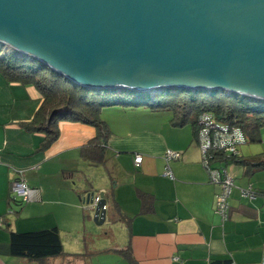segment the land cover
Returning a JSON list of instances; mask_svg holds the SVG:
<instances>
[{
  "label": "crops",
  "instance_id": "crops-1",
  "mask_svg": "<svg viewBox=\"0 0 264 264\" xmlns=\"http://www.w3.org/2000/svg\"><path fill=\"white\" fill-rule=\"evenodd\" d=\"M40 105L35 88L8 84L0 76V264H39L10 254L6 228L26 232L55 226L61 238L78 225L80 215L84 222L79 202L86 204L83 198L92 192L104 193L106 205L121 218L110 222L106 215L104 222L121 225L124 232L121 246L102 250L118 257L115 264H130L116 253L126 247L137 264H264V171L247 175L236 162L216 159L212 163L226 168L234 182L222 219L215 212L220 187L209 181L192 129L173 127L171 113L162 118L157 111L148 114L138 107L106 109L104 121L111 134L104 162L92 164L85 163L80 154L81 147L95 137L91 126L61 123L58 140L40 149L43 135L22 127ZM132 113L139 120L128 121ZM242 146L239 154L243 157ZM167 150L181 157L167 162ZM136 155L142 157L138 166ZM87 167H104L105 174L91 173L90 179L84 172ZM166 167L172 179L165 175ZM17 177L35 195L16 211L9 198L11 182ZM247 188L255 191L254 198L241 195L240 189ZM141 196L147 199L144 210ZM86 210L94 213L93 207ZM64 253L45 264H74L75 254Z\"/></svg>",
  "mask_w": 264,
  "mask_h": 264
},
{
  "label": "water",
  "instance_id": "water-1",
  "mask_svg": "<svg viewBox=\"0 0 264 264\" xmlns=\"http://www.w3.org/2000/svg\"><path fill=\"white\" fill-rule=\"evenodd\" d=\"M0 44L88 90L264 102V0H0Z\"/></svg>",
  "mask_w": 264,
  "mask_h": 264
},
{
  "label": "trees",
  "instance_id": "trees-1",
  "mask_svg": "<svg viewBox=\"0 0 264 264\" xmlns=\"http://www.w3.org/2000/svg\"><path fill=\"white\" fill-rule=\"evenodd\" d=\"M0 76L8 84L31 86L40 95V107L33 119L23 123L22 127L27 132L43 135L40 147L42 151L58 140L61 123H78L95 129V137L80 149L85 163L104 162V149L111 132L108 125L100 118L101 112L103 108L116 105L146 106L155 111H168L172 115L171 125L173 127L190 125L196 140L200 128L198 118L203 113H211L216 121L240 128L246 136V143L259 141V132L264 128V102L262 101L237 94L227 95L225 92L218 91L174 90L171 93L173 90L168 89L150 95L114 89L88 90L72 83L33 58L27 59L18 52L8 51L2 44H0ZM213 159L236 162L244 168L247 175L264 171V154L246 157L239 154L238 157H226L219 152L213 156ZM9 199L10 202L19 205L20 209L25 203L20 199L12 200L11 194ZM141 202L143 210L146 209L145 196H141ZM106 215L110 222L121 219L109 203L106 205ZM0 222L2 226L1 219ZM6 229L9 231V250L12 256L45 264L47 260L65 254L60 231L55 226L26 232ZM116 253L126 258L130 264H137L132 259L128 247L116 249Z\"/></svg>",
  "mask_w": 264,
  "mask_h": 264
},
{
  "label": "built area",
  "instance_id": "built-area-1",
  "mask_svg": "<svg viewBox=\"0 0 264 264\" xmlns=\"http://www.w3.org/2000/svg\"><path fill=\"white\" fill-rule=\"evenodd\" d=\"M198 124L200 128L197 134V143L203 166L209 174V181L220 187V192L216 197L215 212L222 219H225L234 182L226 168L213 166L212 163L215 161L213 156L220 152L226 157H238L239 147L246 144V136L240 128L216 121L211 113L201 114L198 118ZM180 157L181 153L172 150H167L165 153L167 162L178 160ZM141 161L140 155L134 157L136 166L140 165ZM165 175L170 179L173 178L169 167H166ZM240 191L243 197L252 199L255 196V192L251 188L240 189ZM10 194L12 200L20 199L23 202H28L34 198L35 191L21 177H17L11 182ZM99 199V195L94 196L93 203H97Z\"/></svg>",
  "mask_w": 264,
  "mask_h": 264
},
{
  "label": "rangeland",
  "instance_id": "rangeland-1",
  "mask_svg": "<svg viewBox=\"0 0 264 264\" xmlns=\"http://www.w3.org/2000/svg\"><path fill=\"white\" fill-rule=\"evenodd\" d=\"M173 92L174 90L171 93ZM106 109H110V107L102 109L103 112H101L100 118L103 121L104 117L108 115L106 114L107 112H105ZM128 109L133 108L129 107ZM138 109L141 111L145 110L144 113L148 114H151L150 111L152 110L146 106H139ZM156 114H158L162 118L163 116H171L170 112H166L163 110L157 111ZM137 115V113H132L126 118L128 121H137L139 120ZM186 126L190 127V125ZM259 135V141L248 142L244 146H242V150H244V156H256L264 154V128L260 130ZM88 167L85 168L84 172L88 175L90 179L92 178L90 176L91 173H95L97 177H100V175L105 174L104 167ZM106 167L110 170L108 164L106 165ZM79 204L80 208L82 209V212L84 209V215H86V218L84 222H82V218L80 215V221L78 225H75L74 229L70 231L71 233H62L61 240L64 251L67 253L75 254V256L71 255L72 257H74V264H115L116 259L119 260L118 257L112 254L111 252H103L102 250L112 247L113 245H122L124 239V232L120 228L121 225L116 224L114 226L108 223H103L102 225L98 226L93 221V214L87 213L86 209H89V207L91 206L82 204L81 202H79ZM13 207V209H15L16 211L20 208V206H17V204Z\"/></svg>",
  "mask_w": 264,
  "mask_h": 264
}]
</instances>
